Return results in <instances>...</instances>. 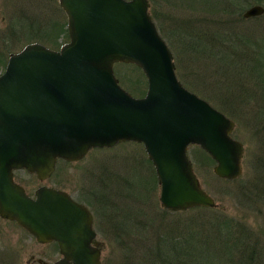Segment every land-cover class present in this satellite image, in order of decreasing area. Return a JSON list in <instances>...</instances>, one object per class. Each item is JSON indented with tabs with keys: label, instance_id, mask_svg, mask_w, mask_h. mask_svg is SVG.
Segmentation results:
<instances>
[{
	"label": "water",
	"instance_id": "water-1",
	"mask_svg": "<svg viewBox=\"0 0 264 264\" xmlns=\"http://www.w3.org/2000/svg\"><path fill=\"white\" fill-rule=\"evenodd\" d=\"M59 3L69 41L59 50L29 43L10 54L0 74V217L41 244L57 242L62 258L52 264H101L88 207L47 185L30 196L15 170L45 181L58 159L78 161L92 148L139 142L155 167L162 207L182 211L216 206L194 170L189 145L206 151L214 172L229 180L243 171L244 145L232 137L235 122L179 80L149 0ZM262 15V4L243 13L246 19ZM117 63L142 69L145 96L120 84Z\"/></svg>",
	"mask_w": 264,
	"mask_h": 264
},
{
	"label": "rangeland",
	"instance_id": "rangeland-1",
	"mask_svg": "<svg viewBox=\"0 0 264 264\" xmlns=\"http://www.w3.org/2000/svg\"><path fill=\"white\" fill-rule=\"evenodd\" d=\"M149 2L157 28L174 54L181 82L235 122L232 135L244 145L240 176L233 180L219 177L214 172L216 162L200 146L190 145L195 172L216 206L167 210L160 203V185L158 179L153 180L156 171L144 145L123 142L93 148L79 161L61 159L45 181L26 170L17 171L15 179L32 196L39 186L47 185L67 191L94 209L95 227L104 241L102 264H123V249L129 246L121 231L123 212L131 224L128 230L134 232L131 245L136 241L143 243L140 246L146 244L133 257L136 249L130 248L132 264L146 250L151 251L146 246L157 247L155 242L165 229L176 225L187 232L192 224H210L223 217L235 226L237 238L243 234L242 243L264 253V15L243 17L255 2H245L239 10L231 0ZM68 41V18L59 0H0V74L10 53L28 43L40 42L57 50ZM233 46L237 50L229 52ZM114 70L134 96L146 94L144 73L125 63L115 64ZM116 200H123L127 211L118 210ZM206 234V244L197 238L193 242L209 247V255L217 253L214 243L218 238L212 232ZM257 255L251 256V264H264V258L257 260ZM58 257L55 243L41 244L15 221L0 217V264H32L38 259L50 263Z\"/></svg>",
	"mask_w": 264,
	"mask_h": 264
},
{
	"label": "trees",
	"instance_id": "trees-1",
	"mask_svg": "<svg viewBox=\"0 0 264 264\" xmlns=\"http://www.w3.org/2000/svg\"><path fill=\"white\" fill-rule=\"evenodd\" d=\"M231 1L234 7L238 10L243 4H245V2H248L249 5L254 2L263 3L262 0H243L244 2L242 0ZM227 5H229V3ZM235 48L237 50L236 46H233L232 49L228 50L229 52L230 50L231 52L232 50L235 52ZM228 54L229 53H226V56ZM200 55H202V53H200ZM131 65H133L141 73H143V71L139 67L134 64ZM129 90L131 91V93H133L131 89ZM203 153L208 159H212L209 154L204 150ZM262 158L264 161V156ZM153 180L154 182H157L156 175H154ZM107 197L108 196L105 194L106 200ZM122 201H117V209L127 211L124 208L125 206ZM123 213L124 216L121 221V231L123 232L124 236H127V242L129 245L128 248L123 249V254L125 253V256L123 257V264L125 263V261L126 264H132V262L130 261L132 259L131 257L136 255L137 250H142L146 244L144 243V246H140L139 244L143 243L136 241L133 246L131 245V237L134 238V232L128 230V226H130L131 224L127 220V212ZM186 228L188 230L187 232L186 229L182 231V227L180 226L179 228L176 227V225L170 228L169 230L165 229L164 234L156 240L157 242H155L157 244V247H155L154 244L152 246H146L150 247L151 251L146 250L143 254L139 255L138 260H134V262L137 261L135 264H251L254 260L251 258L252 255L255 256L258 254L257 260H261L264 258V253H261L258 248H256V246L244 244L241 242V240L244 239L243 234L240 235L238 238L236 237V228L235 226H233L232 222L227 217L214 219L210 222V224L202 221L200 225L192 224L190 228ZM209 232H212V235L218 238V241L214 243L217 249V253H215V250L213 251L212 255H209L206 251L209 249V247H204V245H198L200 242L206 244V241H208V239L204 236L207 235L206 233ZM175 235L178 236L176 237ZM196 238L199 243L193 242V240ZM132 247L136 249L134 253L131 252L130 248ZM194 248L195 250L192 251V249ZM129 254H131V257L129 256ZM239 255L241 257H239ZM245 256H248L247 259L244 258Z\"/></svg>",
	"mask_w": 264,
	"mask_h": 264
},
{
	"label": "flooded vegetation",
	"instance_id": "flooded-vegetation-1",
	"mask_svg": "<svg viewBox=\"0 0 264 264\" xmlns=\"http://www.w3.org/2000/svg\"><path fill=\"white\" fill-rule=\"evenodd\" d=\"M18 171V170H17ZM15 171V173L17 172ZM79 201V200H78ZM81 202V201H80ZM83 203V202H82ZM85 204V203H84ZM89 210L91 211L92 215H93V225H94V229L96 231V237L94 239V245L98 246L99 248H101L102 252H103V247H104V241L102 239V235H101V232L98 231V229H96L95 227V223L98 219V216H97V213L94 209H92L89 205L85 204ZM51 243H55L58 247V244L56 242H51ZM49 244V243H47ZM62 257V255L60 254V257H58L57 259L53 260L52 262L48 263V262H45L43 259H38L35 261V263H32V264H52L53 262L59 260L60 258Z\"/></svg>",
	"mask_w": 264,
	"mask_h": 264
}]
</instances>
